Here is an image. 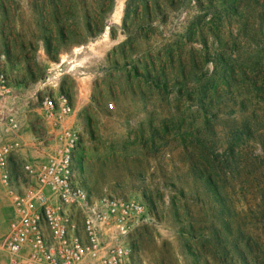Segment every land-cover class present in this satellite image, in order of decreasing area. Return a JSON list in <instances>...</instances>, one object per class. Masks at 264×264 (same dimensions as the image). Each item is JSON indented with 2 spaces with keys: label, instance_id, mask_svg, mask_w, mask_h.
<instances>
[{
  "label": "rangeland",
  "instance_id": "374dc122",
  "mask_svg": "<svg viewBox=\"0 0 264 264\" xmlns=\"http://www.w3.org/2000/svg\"><path fill=\"white\" fill-rule=\"evenodd\" d=\"M0 67L70 97L94 198L145 204L132 264H264V0H0ZM13 215L0 178V239Z\"/></svg>",
  "mask_w": 264,
  "mask_h": 264
},
{
  "label": "built area",
  "instance_id": "2783aa9c",
  "mask_svg": "<svg viewBox=\"0 0 264 264\" xmlns=\"http://www.w3.org/2000/svg\"><path fill=\"white\" fill-rule=\"evenodd\" d=\"M11 92L0 67V104ZM42 107L58 131L57 144L43 159L26 161L23 175L11 166L20 142L0 129V178L14 208L0 239V264H132L128 238L136 223L149 219L145 204L112 194L94 198L75 169L81 136L67 125L74 112L70 97L49 93ZM11 122L19 128L15 117Z\"/></svg>",
  "mask_w": 264,
  "mask_h": 264
},
{
  "label": "crops",
  "instance_id": "0c3cea01",
  "mask_svg": "<svg viewBox=\"0 0 264 264\" xmlns=\"http://www.w3.org/2000/svg\"><path fill=\"white\" fill-rule=\"evenodd\" d=\"M37 80V77H34ZM11 95L4 103L0 104V129L9 139H16L20 142V146L15 150L12 155V161L19 160L24 163L29 160H41L45 157L46 153L52 151L55 147L52 145L55 142L56 134L58 131L53 122L46 118L43 107L35 99L34 93H22L15 95L14 87L11 84ZM42 90V87H37L35 93ZM15 117L19 123V128L15 129L11 122V118ZM69 120V119H68ZM67 125L69 123L67 122ZM44 134L49 135L52 139V145H46L39 141L37 134L44 131ZM52 149V150H51Z\"/></svg>",
  "mask_w": 264,
  "mask_h": 264
},
{
  "label": "trees",
  "instance_id": "16d2710c",
  "mask_svg": "<svg viewBox=\"0 0 264 264\" xmlns=\"http://www.w3.org/2000/svg\"><path fill=\"white\" fill-rule=\"evenodd\" d=\"M221 62L224 64V68L223 71L221 73V80L222 82H224V84H227L229 86H231L232 80H237V78L235 77V75H233V68L229 62V60L226 57H221ZM253 84H250V87H252V92L256 91V93H258V95L263 96L264 90L261 87V85L256 84V82H252ZM205 173H209L210 175L208 176V180L211 183H214V177L212 175V173L209 172V169L205 168L204 169V174ZM214 181V182H213ZM215 190H217V192H219V190L217 189V186L214 187ZM248 264H251V262L249 260H247Z\"/></svg>",
  "mask_w": 264,
  "mask_h": 264
},
{
  "label": "bare ground",
  "instance_id": "6f19581e",
  "mask_svg": "<svg viewBox=\"0 0 264 264\" xmlns=\"http://www.w3.org/2000/svg\"><path fill=\"white\" fill-rule=\"evenodd\" d=\"M120 8H121V6H120Z\"/></svg>",
  "mask_w": 264,
  "mask_h": 264
}]
</instances>
